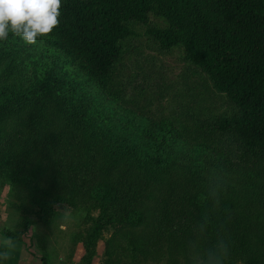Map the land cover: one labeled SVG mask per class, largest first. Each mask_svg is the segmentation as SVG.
<instances>
[{
	"label": "trees",
	"instance_id": "trees-1",
	"mask_svg": "<svg viewBox=\"0 0 264 264\" xmlns=\"http://www.w3.org/2000/svg\"><path fill=\"white\" fill-rule=\"evenodd\" d=\"M131 23L160 51L180 47L230 112L162 118L125 106L112 81ZM23 43L0 40V62ZM28 46L51 64L30 86L0 84V126H12L0 128V177L94 206V231L114 229L112 260L198 264L224 239L225 264H264V0H62L59 26Z\"/></svg>",
	"mask_w": 264,
	"mask_h": 264
},
{
	"label": "rangeland",
	"instance_id": "rangeland-1",
	"mask_svg": "<svg viewBox=\"0 0 264 264\" xmlns=\"http://www.w3.org/2000/svg\"><path fill=\"white\" fill-rule=\"evenodd\" d=\"M148 23L164 27L162 20L151 15ZM129 29L130 35L121 41V55L112 81L118 90H123L120 100L125 106L162 118L230 112L227 99L215 92L204 76L190 74L180 47L160 51L145 35L144 26L131 23ZM23 47L1 60L0 84L30 86L34 78L41 80L50 66L51 60L42 58L39 47L31 49L28 43H23ZM1 57L5 56L0 54ZM10 121L0 128L12 130ZM42 154L46 156L40 158L38 154L31 161L41 164L37 160H46L50 155ZM50 172L47 170V176ZM51 174L53 181V171ZM9 179L0 177V231L23 237L28 248L44 259V264H125L122 258L116 261L105 254L106 241L114 229L105 225L94 231L98 212L94 206L86 209L57 204L50 198L54 195L52 190L45 192L42 183L36 189H27L9 184ZM41 201L43 206L38 208ZM45 207H49L47 212L43 211ZM257 211L258 207L252 206L248 214ZM251 223L255 224V220ZM260 229L256 226L254 230ZM136 231H132L134 235Z\"/></svg>",
	"mask_w": 264,
	"mask_h": 264
},
{
	"label": "clouds",
	"instance_id": "clouds-1",
	"mask_svg": "<svg viewBox=\"0 0 264 264\" xmlns=\"http://www.w3.org/2000/svg\"><path fill=\"white\" fill-rule=\"evenodd\" d=\"M61 7L62 0H0V40H6L11 32L24 42L34 44L38 38L51 34L59 26ZM0 243L8 249L15 247L11 239ZM229 255V241L219 239L205 250L198 264H225ZM8 257V252L2 254L5 260Z\"/></svg>",
	"mask_w": 264,
	"mask_h": 264
},
{
	"label": "crops",
	"instance_id": "crops-1",
	"mask_svg": "<svg viewBox=\"0 0 264 264\" xmlns=\"http://www.w3.org/2000/svg\"><path fill=\"white\" fill-rule=\"evenodd\" d=\"M5 232L0 231V241L11 239L15 243L13 249H8L3 243H0V264H41L40 257L28 248L23 237H7ZM8 252V259H3L2 254Z\"/></svg>",
	"mask_w": 264,
	"mask_h": 264
}]
</instances>
